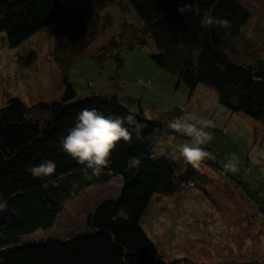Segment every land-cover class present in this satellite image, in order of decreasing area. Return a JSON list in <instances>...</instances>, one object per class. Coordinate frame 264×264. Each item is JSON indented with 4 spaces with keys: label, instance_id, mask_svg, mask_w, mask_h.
<instances>
[{
    "label": "trees",
    "instance_id": "obj_1",
    "mask_svg": "<svg viewBox=\"0 0 264 264\" xmlns=\"http://www.w3.org/2000/svg\"><path fill=\"white\" fill-rule=\"evenodd\" d=\"M126 1L133 8V20L140 24L131 22L128 28L134 42L152 43L155 50L150 57L178 77L177 86L185 84L192 92L200 84L212 86L219 92V102L231 111L264 122V57L255 63L237 60L222 45L240 36L251 20V10L243 0H193V11L184 14L179 8L188 0ZM65 8L62 0H0V33H5L10 47H16L68 15ZM96 10L94 7L89 14V21L95 20L90 25L97 23ZM205 11L227 18L231 27L202 28ZM64 33V49L72 44L71 34L76 39L73 47L82 49L88 41L87 34H80L73 25ZM125 34L121 45L131 47L134 42L125 44ZM196 47L204 49L198 69L193 68L192 60ZM118 60L122 66L120 56ZM38 105L50 111L45 121L31 115L32 107L18 96L0 107V198L5 204L0 213V264H194L187 259L166 261L142 224L154 197L181 193L195 176L191 165L186 173L178 174L173 165L154 155L164 119L147 118L143 110L131 111L116 92L80 98L67 78L60 98ZM84 108H95L112 118L126 117L129 112L136 116L135 125L125 123L132 140L116 145L109 166L100 175H93L91 169L85 175V165L64 151L61 143ZM133 156L141 158L139 167H128ZM48 160L55 162V172L33 177L30 169ZM113 178L122 182L117 196L100 201L87 214L86 231L63 238L26 239L55 228L69 200L89 187L107 185ZM226 264H264V259Z\"/></svg>",
    "mask_w": 264,
    "mask_h": 264
},
{
    "label": "rangeland",
    "instance_id": "obj_2",
    "mask_svg": "<svg viewBox=\"0 0 264 264\" xmlns=\"http://www.w3.org/2000/svg\"><path fill=\"white\" fill-rule=\"evenodd\" d=\"M243 1L251 10V20L240 36L222 45L233 58L255 63L264 57V0ZM62 2L68 15L20 45L10 47L5 33H0V107L18 96L32 107L31 115L45 121L50 111L38 104L60 98L66 78L80 98L116 92L121 95V104L131 111L143 110L147 118L164 119L153 152L160 161L173 165L178 174L190 167L178 151V145L188 138L171 130L168 121L181 114V106L211 119L214 139L207 149L216 154L217 161L225 153H235L240 171L225 175L217 161L205 160L200 170L193 168L194 179L181 193L153 198L142 224L166 261L226 264L264 259V122L242 111H231L219 102V92L212 86L200 84L193 92L185 84L177 86L178 77L150 57L155 50L152 43L134 42L128 28L131 22L140 24L133 20V8L126 0ZM94 7L98 20L90 25L95 21H89ZM70 25L87 34L84 48L72 46L76 39L71 34L72 44L64 49V31H69ZM123 34L125 44L134 42L131 47L121 45ZM121 183L113 178L107 185L85 189L67 202L58 227L26 239L63 238L86 231L87 214L100 201L117 196ZM4 210L0 198V213Z\"/></svg>",
    "mask_w": 264,
    "mask_h": 264
},
{
    "label": "clouds",
    "instance_id": "obj_3",
    "mask_svg": "<svg viewBox=\"0 0 264 264\" xmlns=\"http://www.w3.org/2000/svg\"><path fill=\"white\" fill-rule=\"evenodd\" d=\"M193 11V0L183 3L179 12L181 14ZM199 14L198 5L195 8ZM202 28L211 29L213 26L229 29L231 22L227 19L214 17L210 12L205 11L201 17ZM183 47V45H181ZM203 48L196 47L192 50L193 68H199V58ZM136 124V116L129 112L126 117H108L97 109L84 108L77 116L76 124L69 130V134L61 140L63 150L70 154L78 163L84 164L82 170L88 175L92 170L93 175H100L109 166V158L116 145L124 140H132V133L125 126ZM168 127L180 136L187 137L186 142L178 145V151L185 162L193 168L200 170L205 160L217 161L215 153L209 151L207 146L213 142V135L210 129L214 128V122L195 112L186 110L181 106V114L168 121ZM222 168L223 174L235 175L240 171L239 157L235 153H225L217 161ZM142 161L138 156L130 157L128 167H139ZM56 169L55 162L48 160L30 169L35 178L51 176Z\"/></svg>",
    "mask_w": 264,
    "mask_h": 264
},
{
    "label": "built area",
    "instance_id": "obj_4",
    "mask_svg": "<svg viewBox=\"0 0 264 264\" xmlns=\"http://www.w3.org/2000/svg\"><path fill=\"white\" fill-rule=\"evenodd\" d=\"M141 83L145 84V85H150V82L149 81H140Z\"/></svg>",
    "mask_w": 264,
    "mask_h": 264
},
{
    "label": "crops",
    "instance_id": "obj_5",
    "mask_svg": "<svg viewBox=\"0 0 264 264\" xmlns=\"http://www.w3.org/2000/svg\"><path fill=\"white\" fill-rule=\"evenodd\" d=\"M57 226H58V225H57ZM57 226H56V227H57ZM56 227H55V228H56ZM254 260H255V259H254Z\"/></svg>",
    "mask_w": 264,
    "mask_h": 264
}]
</instances>
